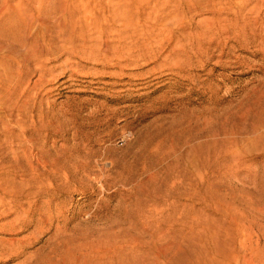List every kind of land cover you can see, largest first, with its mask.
Wrapping results in <instances>:
<instances>
[{
    "label": "rangeland",
    "instance_id": "obj_1",
    "mask_svg": "<svg viewBox=\"0 0 264 264\" xmlns=\"http://www.w3.org/2000/svg\"><path fill=\"white\" fill-rule=\"evenodd\" d=\"M0 264H264V0H0Z\"/></svg>",
    "mask_w": 264,
    "mask_h": 264
}]
</instances>
